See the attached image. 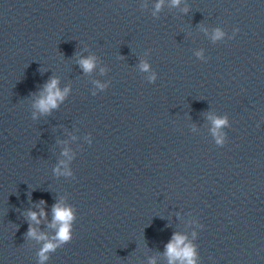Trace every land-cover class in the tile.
<instances>
[{
  "label": "water",
  "instance_id": "water-1",
  "mask_svg": "<svg viewBox=\"0 0 264 264\" xmlns=\"http://www.w3.org/2000/svg\"><path fill=\"white\" fill-rule=\"evenodd\" d=\"M211 115L228 118L224 145ZM58 201L75 211L72 239L43 264H168L173 233L198 264H264V2L1 133L0 264H40L27 231L51 238Z\"/></svg>",
  "mask_w": 264,
  "mask_h": 264
},
{
  "label": "clouds",
  "instance_id": "clouds-1",
  "mask_svg": "<svg viewBox=\"0 0 264 264\" xmlns=\"http://www.w3.org/2000/svg\"><path fill=\"white\" fill-rule=\"evenodd\" d=\"M175 4H179L180 0H173ZM162 6L161 2L156 3L155 7L159 10ZM207 31V29H205ZM240 29L236 27L234 29L235 32H239ZM225 36V32L220 28L214 29L212 39L218 40ZM198 56H202V53H197ZM80 66L83 68L85 72H90L94 69L96 65V58L94 56L81 57L78 61ZM142 70H149V64L144 61L141 62ZM103 71V70H102ZM149 81L154 82L157 79V73L155 71L151 72L148 77ZM59 80L55 77L51 78L45 85L43 92L40 98L36 101L35 107L39 109L41 113H48L51 109L59 106L67 93L69 92V88L65 87L61 90L58 86ZM98 87L104 89L107 87L105 84H98ZM209 119L213 122V127L211 129L215 143L217 145L225 144V136L226 134L220 131L222 126L228 125L227 116L218 117L215 115H211ZM259 127V124L257 125ZM91 143V138L89 139ZM63 155L69 156V152L65 149ZM71 159V156H69ZM60 165H64V168L61 169L58 165L54 171L57 174L63 175H71L72 173L67 168V162L64 160L60 161ZM41 204H45L46 201L41 200ZM47 210L45 208H40L39 212L37 211H29L28 216L31 221L35 222V224L39 225L42 220H47ZM76 219V214L73 208L70 205L64 204L62 201H58L52 205V220L49 222L50 227L55 229V234L49 238V236L43 232H39L37 228L33 227L30 223L27 231V236L34 238L37 241H42V247L38 253L40 264H43L44 261L48 260L49 253L55 251L62 244L68 243L72 239V225ZM195 236V233H193ZM168 258V264H198V253L196 249V245L192 243L191 240L188 239L186 235L180 233H173L172 238L165 245V253ZM154 264V261L151 262Z\"/></svg>",
  "mask_w": 264,
  "mask_h": 264
}]
</instances>
